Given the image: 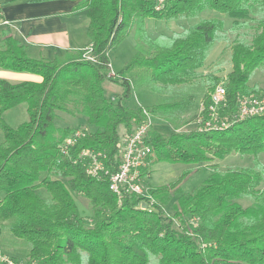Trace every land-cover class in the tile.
I'll return each instance as SVG.
<instances>
[{"label": "trees", "instance_id": "16d2710c", "mask_svg": "<svg viewBox=\"0 0 264 264\" xmlns=\"http://www.w3.org/2000/svg\"><path fill=\"white\" fill-rule=\"evenodd\" d=\"M74 1L73 10H86L89 19V43L83 48L37 58L9 29L2 32L0 70L42 79L13 83L0 78V236L7 227L30 243L25 264H148L153 255L157 264H264V164L224 170L214 163L234 153L255 158L264 153V113L207 132L173 129L165 135L150 126L146 142L154 163L207 164L213 172L190 192L182 186L190 170L153 187L155 202L146 209L140 207L142 200L148 201L145 197L124 193L119 200L108 178L90 176L73 159L83 149L105 151L114 172L121 161L120 139L148 121L145 110L151 117L162 114L175 121L187 108L186 99L151 107L128 105L135 87L144 83L173 86L202 79L207 87L202 103L208 108L209 92L225 82L230 111L239 93L264 94V88L249 84L264 67V0H167L162 9H156L154 0ZM203 12L227 15L234 30L246 27L248 20L258 22L251 39L235 35L232 69L224 77L200 72L226 32L222 17H204ZM150 18L199 20L167 38H152L147 32ZM133 31L141 40L137 52L113 73L110 53ZM108 80L120 84L116 96L106 94ZM21 103H27L28 119L12 127L3 114ZM63 113L81 114L88 130L69 155L62 153L61 144L80 125L57 123ZM42 188L49 197L39 193ZM73 193L89 200L90 221ZM247 198L251 202L244 205ZM171 201L173 213L167 214ZM2 253L0 248V264H6ZM12 259L20 264L17 257Z\"/></svg>", "mask_w": 264, "mask_h": 264}, {"label": "rangeland", "instance_id": "374dc122", "mask_svg": "<svg viewBox=\"0 0 264 264\" xmlns=\"http://www.w3.org/2000/svg\"><path fill=\"white\" fill-rule=\"evenodd\" d=\"M204 17H222L226 23V32L224 37L216 43L202 67L200 72L202 74H214L216 76L224 77L232 69L231 62V45L235 35L240 32L244 33L249 39L257 32V21L248 20L246 27L240 29H231L233 20L227 15H220L215 12H203ZM260 14L256 13L255 17H259ZM199 18L193 19H179V20H157L150 18L147 20V32L152 38H167L174 35L177 32L183 31L185 28L196 23ZM89 19L86 17V26H88ZM138 43H141L140 37L136 31H133L130 36L124 39L120 45L111 51V65L112 72H119L126 62L137 52ZM64 55V54H62ZM251 87L264 88V67L256 70L252 75L249 82ZM122 91L120 84L112 81L105 82V92L109 97L116 96ZM207 91L205 82L199 79L195 82L173 85V86H162L154 85L150 83H144L140 86L135 87L130 99L127 104L132 107H151L162 102L178 101L186 99L188 106L185 110L177 114L178 118L175 121H170L166 116L158 114L156 118L152 117V127L157 129L161 133L168 135L173 129L179 131H189L195 128V120L192 117L199 114L202 107V98ZM210 93V92H209ZM24 104H19L16 108H12L3 114L7 123L12 127H17L22 122L28 119L27 111H23ZM57 123L62 126H84L85 119L81 114L75 116L63 113L58 118ZM4 135L0 131V142L3 141ZM264 164V153L258 155L255 158L251 154L241 155L238 153L230 154L223 160H215L214 163L219 164L220 169L238 168V167H249L256 166L258 163ZM207 164L195 165V164H184V163H171V162H156L150 168V173L144 180L147 186L150 188L161 186L163 184L171 183L179 178L181 173L185 170H190L191 173L183 183V190L190 192L199 187L213 172V169ZM39 193L44 197H49V192L42 188ZM79 210L83 216L89 221L92 218V209L89 204V200L82 194L73 193ZM175 198V197H174ZM244 205L251 202L250 198L242 200ZM172 201L166 206L167 214H172L173 209L171 207ZM0 247L3 251L2 255L9 257H17L20 259V264H25L28 260L27 253L30 248V243L15 237L7 227L2 229L0 236ZM158 257L153 255L150 257L148 264H157Z\"/></svg>", "mask_w": 264, "mask_h": 264}, {"label": "built area", "instance_id": "2783aa9c", "mask_svg": "<svg viewBox=\"0 0 264 264\" xmlns=\"http://www.w3.org/2000/svg\"><path fill=\"white\" fill-rule=\"evenodd\" d=\"M154 3L156 9H162L167 0H154ZM9 25L11 21L4 16L0 7V28ZM209 94L211 103L208 108L202 103L198 118L194 122L198 131L225 129L251 116L264 113V94L239 93L233 111H230L231 103L225 82L218 83ZM145 113L148 115V121L136 126L131 133H123L118 149L121 161L116 171H111L108 166L109 157L105 151L83 149L73 158L74 163L82 165L90 176L101 180L108 178L110 189L116 193L119 200L124 193H135L145 197L148 201L142 200L141 208L143 204H146V208L151 207L155 202L151 194L152 188L147 186L144 180L155 161V154L146 142L153 118L146 110ZM87 132V128H76L72 135L63 140L62 153L69 155L78 139ZM192 221L196 223L197 219ZM1 260L6 264H17L7 255H1Z\"/></svg>", "mask_w": 264, "mask_h": 264}, {"label": "crops", "instance_id": "0c3cea01", "mask_svg": "<svg viewBox=\"0 0 264 264\" xmlns=\"http://www.w3.org/2000/svg\"><path fill=\"white\" fill-rule=\"evenodd\" d=\"M78 1L74 0H0L4 16L11 25L13 36L22 41L33 57L54 58L67 50L88 45L86 10L74 11ZM0 78L17 83L25 80L40 81L37 74L0 70ZM23 111H27V103ZM16 108V106L14 107ZM1 248V247H0Z\"/></svg>", "mask_w": 264, "mask_h": 264}, {"label": "water", "instance_id": "95a60500", "mask_svg": "<svg viewBox=\"0 0 264 264\" xmlns=\"http://www.w3.org/2000/svg\"><path fill=\"white\" fill-rule=\"evenodd\" d=\"M143 208H146V204H143Z\"/></svg>", "mask_w": 264, "mask_h": 264}]
</instances>
